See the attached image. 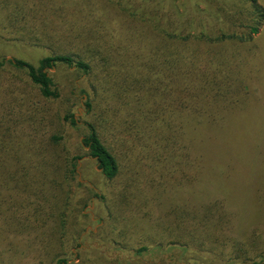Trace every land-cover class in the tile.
<instances>
[{"label": "trees", "instance_id": "1", "mask_svg": "<svg viewBox=\"0 0 264 264\" xmlns=\"http://www.w3.org/2000/svg\"><path fill=\"white\" fill-rule=\"evenodd\" d=\"M188 1L183 13L175 0H31L30 10L4 12L20 35L36 40V47L52 48V54L38 65L0 60V69L10 66L24 71L47 102L60 97L49 71L59 64L75 69L86 80L89 120L87 137L74 147L67 133L50 134L48 123L58 121L36 104L37 109L28 113L0 104V264L34 260L66 264V259L51 260L55 248L61 244L69 250L66 244L72 241L80 246L75 215L79 203L71 208L73 223L63 214L72 205L71 183L82 187L76 177L84 149L110 182L121 177L122 167L127 166L122 159L126 161L128 152L156 151L158 164L161 151L170 153L174 172L191 168L189 182L195 192L188 198L198 197L199 156H208V139L203 145L200 138L211 129H222L221 117L251 98L252 78L245 61L249 55L239 53L255 45L261 34L264 7L258 0H220L221 7L213 4L214 14L211 7L208 10V1ZM200 4L206 9L201 10ZM64 122L71 129L79 128L71 113ZM65 140L71 145L64 151ZM175 184L185 187L181 181ZM117 196L123 212L129 197L122 191ZM203 200L197 209L176 205L180 233L190 237L187 243L193 247L173 244L167 251L188 254L193 248L195 256L203 258L204 251L197 246L208 245L211 253L212 247L229 251L242 245L235 238L242 235V227L228 203L222 197ZM135 206L138 212L130 215L134 219L128 217L124 224L130 221L131 225L136 216H142L151 219L147 223L153 232L160 231L157 213H139ZM190 218L191 229H183ZM146 224L139 227L144 231ZM125 227L121 233L128 234ZM153 232L148 234L155 237ZM154 243L136 251L134 257L144 261L143 256L164 253L163 246Z\"/></svg>", "mask_w": 264, "mask_h": 264}, {"label": "rangeland", "instance_id": "2", "mask_svg": "<svg viewBox=\"0 0 264 264\" xmlns=\"http://www.w3.org/2000/svg\"><path fill=\"white\" fill-rule=\"evenodd\" d=\"M175 1L183 13L189 1ZM193 1L196 3L198 0ZM206 1L208 10L211 7L214 14L216 8L221 7L220 0H200ZM258 2L264 7V0ZM56 6L64 11L68 10L63 4ZM198 6L201 10L206 9L203 4ZM32 7L31 0H0V60H23L38 65L40 60L51 56L52 48L36 47V40L25 39L20 35L19 28H14L5 15L19 9L30 10ZM208 24L212 22L208 20ZM42 41L48 44L47 41ZM56 41L58 40L54 42L57 43ZM54 42L51 41L52 46ZM254 44L239 53L240 56L249 55L245 61L248 62L246 65L249 64L247 74L252 78L249 87L251 98L231 107L226 115L221 117L223 120L220 122L224 123L222 129H211L208 136L203 134L200 138L203 145L208 139V156H199L202 170L198 197L189 199L195 192L189 182L191 168L180 167L181 173L174 172L175 164L169 163V155H172L170 153L161 151L158 164L159 158L157 154H153L156 151L147 153L137 149L135 152H128L126 161L124 157L122 159L127 166L122 167L121 177L118 181L110 182L103 178L97 162L88 157L87 150L84 149L81 151L83 157L78 162L76 177L82 187L79 188L77 182L71 183L69 197L72 205L66 206L63 214L73 223L74 213L71 208L79 203L78 213L75 215L78 216L76 220L80 224L76 232L80 246L72 241L66 244L70 248L67 250L59 244L51 260L66 259V264H125L127 260L132 262L131 264H264V28ZM49 75L60 94L59 99L53 102L39 97L37 89L24 71L10 66L0 69V104L21 107L23 113L36 110L35 104L45 112L48 111V116L52 119L54 117L58 123H48L46 129L50 134L57 136L67 133V141L73 143L71 145L65 140L62 146L65 151L67 146L82 145L87 137L86 122L89 117L84 91L88 94V88L85 78H81L79 72L67 65L59 64L49 71ZM67 113L74 115L79 128L71 129L65 124ZM199 133L200 131L197 134ZM164 158L167 159L166 165ZM66 169H69L68 166ZM180 181L184 182L185 187L181 188L175 184H180ZM174 185L176 187H173ZM172 189L174 191H171ZM121 191L129 197L123 212L119 211L121 209L116 202ZM77 193L81 197L77 198ZM96 194L99 196H95ZM208 197L210 201L222 197L228 203L230 210L236 213L235 222L242 227V235L235 238L242 245L247 242V245L231 247L229 251L228 248L212 247L211 253H208V245L204 248L197 246L204 251L203 258H197L193 248L188 254L180 250L167 251L173 244L181 243L193 247L187 243L191 241L190 237L180 233L182 229L179 226L182 225L178 224V218L175 217L178 204L188 210L197 209V205ZM102 198H105V201ZM131 200L139 206V213L144 210H149L151 214L157 213L156 216L160 220L157 222V228L160 225V231L153 232L152 226L147 223L151 219L145 220L142 216H136L138 220L132 221L131 225L130 221L124 224L128 217L133 218L130 217L132 212H138ZM143 202H148L149 205L145 207ZM135 223L139 225L136 226ZM142 223H147L144 231L139 227ZM125 225H128V234L121 233L124 229L126 231ZM186 226L183 229H191V218ZM150 232H153L155 237L149 235ZM248 234L253 235L248 237V240L244 239ZM151 243L162 245L164 253L155 257L146 255L143 256L144 261H138L134 253L144 247H150ZM24 264L39 262L34 260ZM48 264L55 263L51 261Z\"/></svg>", "mask_w": 264, "mask_h": 264}]
</instances>
